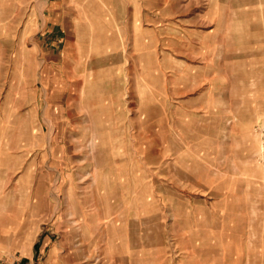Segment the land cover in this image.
Segmentation results:
<instances>
[{
	"label": "rangeland",
	"instance_id": "obj_1",
	"mask_svg": "<svg viewBox=\"0 0 264 264\" xmlns=\"http://www.w3.org/2000/svg\"><path fill=\"white\" fill-rule=\"evenodd\" d=\"M110 260L264 264V0H0V264Z\"/></svg>",
	"mask_w": 264,
	"mask_h": 264
},
{
	"label": "crops",
	"instance_id": "obj_2",
	"mask_svg": "<svg viewBox=\"0 0 264 264\" xmlns=\"http://www.w3.org/2000/svg\"><path fill=\"white\" fill-rule=\"evenodd\" d=\"M145 44H147V43H142V42H140V46L141 45H143V49H145ZM148 45V44H147ZM96 139L95 138H93L91 141H90V144L92 145V146H94L95 144H96ZM180 171H182L181 169H180ZM184 172V174L186 175V176H188V177H190L189 178V180H191V181H196V176H195V174H193V172H191V171H183ZM203 186V185H202ZM204 188H207V185L206 184H204ZM114 239H115V236H114ZM124 246L123 245H121V244H119V245H115V247H114V250H115V252L114 253H116V256H115V260H116V257H117V254L118 255H120L119 257H122V253H124V254H126V251H125V248H123ZM122 251V252H121ZM52 252L53 251H51V253L49 254V256H50V260L52 261V258H53V255H52ZM125 257V256H124ZM113 262V260H110V264H116V262H114V263H112ZM45 264H57V263H53V262H50V263H45Z\"/></svg>",
	"mask_w": 264,
	"mask_h": 264
},
{
	"label": "bare ground",
	"instance_id": "obj_3",
	"mask_svg": "<svg viewBox=\"0 0 264 264\" xmlns=\"http://www.w3.org/2000/svg\"><path fill=\"white\" fill-rule=\"evenodd\" d=\"M231 254V253H230ZM231 257V256H230ZM248 259V258H247Z\"/></svg>",
	"mask_w": 264,
	"mask_h": 264
}]
</instances>
